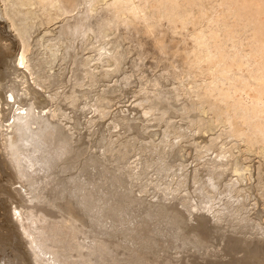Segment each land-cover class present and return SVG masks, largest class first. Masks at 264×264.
<instances>
[{
    "label": "bare ground",
    "instance_id": "bare-ground-1",
    "mask_svg": "<svg viewBox=\"0 0 264 264\" xmlns=\"http://www.w3.org/2000/svg\"><path fill=\"white\" fill-rule=\"evenodd\" d=\"M0 219V264H264V0H0Z\"/></svg>",
    "mask_w": 264,
    "mask_h": 264
},
{
    "label": "rangeland",
    "instance_id": "rangeland-1",
    "mask_svg": "<svg viewBox=\"0 0 264 264\" xmlns=\"http://www.w3.org/2000/svg\"><path fill=\"white\" fill-rule=\"evenodd\" d=\"M148 40V41H147ZM146 41H145V43H149V39H147ZM125 43H129L128 44V46H124L125 48L126 47H129L130 49H132V50H134L133 51V53L131 54V56L128 58L127 57V60L124 62L125 63V67L123 68L122 67V69H124V71L125 70H131L132 69V65L134 64H136L137 66H138V71L139 72H135V73H132L131 74V77L125 82V83H121L120 85L119 84H117V88L119 87V90H118V92H116L115 93V95L114 96H116V97H118V100H117V98H116V101L118 102V101H120L119 103H117L116 104V107L114 108H112L113 110H116V112L120 109V110H125L124 111V113H126V115H128V113L126 112V109H129V110H133L132 111V115L133 116H135V114L138 112V108H136L131 102L133 101V100H131L130 99V97L132 96V93L131 92H133V91H135L136 90V88L139 86V84L140 83H142V84H145V82H148V80L149 79H154V78H158L159 79V81L161 82V85L163 86L162 88H163V90H167L168 91V89H169V85L168 84H170L171 83V81H166L164 78L167 76H162V73H164L163 72V67H164V65L166 64V62L165 61H162V63L161 62H157L155 59H153V57H151L150 55H148V56H145V57H143L142 58V60H138V58H136V52H135V48H136V43L135 42H132V41H126ZM135 45H134V44ZM132 45V46H131ZM147 46H145V49H147L146 48ZM123 50V47L122 48H120V53L121 52H123L122 51ZM138 51V50H137ZM165 63V64H164ZM157 65V66H156ZM158 65H159V67H158ZM131 68V69H130ZM137 69H134L133 70V72L134 71H136ZM156 70V71H155ZM162 70V71H161ZM158 72H159V74H158ZM139 73H142V77H143V79H142V77L141 78H139ZM69 75V74H68ZM157 75V76H156ZM161 75V76H160ZM68 78H69V76H68ZM67 78V80H71V79H68ZM96 79V78H95ZM163 79V80H162ZM113 80H115V79H113ZM166 82H165V81ZM72 83L73 84V79L71 80V81H68V83ZM86 82V80H84V83ZM169 82V83H168ZM70 83V84H71ZM83 83V84H84ZM99 83V82H98ZM96 84V87L98 88V89H96L95 88V91L94 92H96V91H98V90H100V88H102L101 87V85H102V83H99V84ZM148 84V83H147ZM110 85H113V82L110 84ZM149 85V84H148ZM99 86H100V88H99ZM121 87H122V89H121ZM119 104V105H118ZM121 104V105H120ZM174 105H176V106H178L179 105V102L177 103H174ZM120 110H119V112H118V114L120 113V115H122V113L120 112ZM77 114V113H76ZM75 114V115H76ZM131 114H130V117L132 118V116H131ZM173 114V113H172ZM174 116L175 115H177L176 114V112H174V114H173ZM76 117H77V115H76ZM129 117V118H130ZM173 120L174 121H178V118H173ZM154 130H158V128H154ZM2 219H0V222H2L1 221ZM216 242V240L214 241V243Z\"/></svg>",
    "mask_w": 264,
    "mask_h": 264
}]
</instances>
